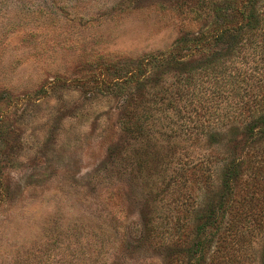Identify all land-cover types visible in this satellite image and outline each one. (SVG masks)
Instances as JSON below:
<instances>
[{
  "label": "rangeland",
  "instance_id": "1",
  "mask_svg": "<svg viewBox=\"0 0 264 264\" xmlns=\"http://www.w3.org/2000/svg\"><path fill=\"white\" fill-rule=\"evenodd\" d=\"M197 2L0 0V264H263L264 168L238 182L233 216L190 258L195 215L221 201L225 149L192 129L195 106L179 120L155 111L139 167L125 93L101 84L107 65L131 68L201 30L210 16Z\"/></svg>",
  "mask_w": 264,
  "mask_h": 264
},
{
  "label": "trees",
  "instance_id": "2",
  "mask_svg": "<svg viewBox=\"0 0 264 264\" xmlns=\"http://www.w3.org/2000/svg\"><path fill=\"white\" fill-rule=\"evenodd\" d=\"M197 4L196 14L210 16L201 30L177 39L167 53L141 58L131 68L109 64L101 80L106 87L112 85L114 93H125L121 102L122 129L133 142L131 147L136 144L134 160L139 167L144 166L142 156L149 142L143 143L150 140V121L155 120V111H167V119L179 120L182 113L195 106L197 120L192 129L210 146L225 149L219 172L221 201L217 208L209 206L195 215L198 237L188 250L190 258L201 253V235L208 228L223 231L227 214L233 216L229 210L238 182L255 178L264 168V0H198ZM148 70L155 71L154 78ZM166 73H175L176 81L161 90L158 78ZM150 82L154 84L152 106L140 114L138 105L145 102L144 91ZM138 84V95L125 92ZM181 100L185 106H181ZM182 127V131H190L187 124ZM179 129L175 124L173 131ZM4 192L0 183V202Z\"/></svg>",
  "mask_w": 264,
  "mask_h": 264
}]
</instances>
